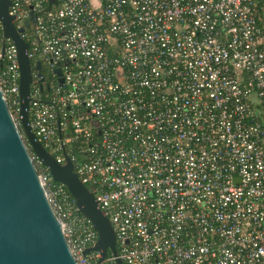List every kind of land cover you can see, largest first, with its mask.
Listing matches in <instances>:
<instances>
[{"label": "built area", "instance_id": "built-area-1", "mask_svg": "<svg viewBox=\"0 0 264 264\" xmlns=\"http://www.w3.org/2000/svg\"><path fill=\"white\" fill-rule=\"evenodd\" d=\"M8 13L31 131L114 232L115 255L85 253L97 233L30 152L75 264H264V0H10ZM19 76L0 24L17 124Z\"/></svg>", "mask_w": 264, "mask_h": 264}, {"label": "water", "instance_id": "water-1", "mask_svg": "<svg viewBox=\"0 0 264 264\" xmlns=\"http://www.w3.org/2000/svg\"><path fill=\"white\" fill-rule=\"evenodd\" d=\"M9 6L10 0H0L3 36L17 50L19 112L17 124L0 88V264H75L61 222L38 180L30 152L48 168L54 182L66 187L79 213L93 226L97 241L85 253L97 251L102 261L108 251L115 255V236L108 219L74 173L68 157L65 165L58 164L31 131L28 119L31 67L27 45L12 23ZM55 73L59 75L58 70Z\"/></svg>", "mask_w": 264, "mask_h": 264}, {"label": "flooded vegetation", "instance_id": "flooded-vegetation-1", "mask_svg": "<svg viewBox=\"0 0 264 264\" xmlns=\"http://www.w3.org/2000/svg\"><path fill=\"white\" fill-rule=\"evenodd\" d=\"M44 73H46V70L45 69H42Z\"/></svg>", "mask_w": 264, "mask_h": 264}, {"label": "trees", "instance_id": "trees-1", "mask_svg": "<svg viewBox=\"0 0 264 264\" xmlns=\"http://www.w3.org/2000/svg\"><path fill=\"white\" fill-rule=\"evenodd\" d=\"M56 183V182H55ZM56 184H58V183H56Z\"/></svg>", "mask_w": 264, "mask_h": 264}]
</instances>
